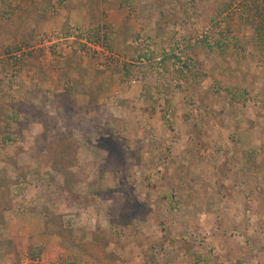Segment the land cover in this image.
<instances>
[{"label":"rangeland","instance_id":"374dc122","mask_svg":"<svg viewBox=\"0 0 264 264\" xmlns=\"http://www.w3.org/2000/svg\"><path fill=\"white\" fill-rule=\"evenodd\" d=\"M100 3L0 0L12 264H264V0Z\"/></svg>","mask_w":264,"mask_h":264},{"label":"trees","instance_id":"16d2710c","mask_svg":"<svg viewBox=\"0 0 264 264\" xmlns=\"http://www.w3.org/2000/svg\"><path fill=\"white\" fill-rule=\"evenodd\" d=\"M100 1L102 0H89L90 6H91V11H90V23L91 24H96V26H100V20L102 19V13L100 12V9H98L100 6ZM219 50H222L220 46H218ZM223 79V78H222ZM221 80V82H224V80ZM77 93V92H76ZM78 94H87L86 92L83 93H78ZM22 111V109H19ZM16 112H20V111ZM5 110L0 107V119L6 120L5 117ZM21 115V114H20ZM65 119V118H64ZM45 127L47 128L48 126H51L54 128L57 126L58 119L56 118H45L44 119ZM69 125V119H65ZM68 128V127H67ZM0 170H5L4 168H1ZM11 191L12 189L7 188V186L3 183V181L0 179V228L4 227L6 224V215L7 213L11 210ZM9 198V199H8ZM48 224V223H47ZM62 227H60L61 232H59V236L66 242L72 243L74 242V236L70 235L69 238L65 236L66 233V228L64 227V224L62 222L61 224ZM63 230V231H62ZM101 236L95 235L93 236V241L92 242H81L77 243L75 246L79 249L91 256L93 259L105 263V264H123L124 260H120L119 257L116 255L109 253L107 251V247L109 243L104 244V240L100 239ZM0 249H1V254L3 257H7L9 260L12 262H15L16 259V247L12 240H1L0 241Z\"/></svg>","mask_w":264,"mask_h":264},{"label":"crops","instance_id":"0c3cea01","mask_svg":"<svg viewBox=\"0 0 264 264\" xmlns=\"http://www.w3.org/2000/svg\"><path fill=\"white\" fill-rule=\"evenodd\" d=\"M44 20V19H43ZM88 20V19H87ZM35 25H38V27H39V29L40 30H42L43 28H46L47 27V25H48V20L47 21H43L42 23H41V20H37L36 21V23H35ZM6 220H7V218H6ZM7 224V223H6ZM63 241V240H62ZM68 243V242H67ZM78 243H81V242H78ZM68 245H70V246H73V245H71L70 243H68ZM15 247H16V245H15ZM1 248V247H0ZM22 249H24V251L26 252V254L28 253V250H27V248H22ZM73 249H74V251L75 252H78L79 254H81V257H82V254L83 255H85L86 257H88V258H90V259H92L93 261H95L96 263H98L99 261H97V260H95V259H93L91 256H89L88 254H86L85 252H83L82 250H79L76 246H74L73 247ZM19 250H18V248L16 247V258L18 257V254L19 253H21L20 251L18 252ZM107 251H109V253H111L112 251H110L109 249H108V247H107ZM112 254H114V255H116L117 257H118V255L117 254H115V252L114 253H112ZM85 256H83L84 258H85ZM0 257H3V255L1 254V249H0ZM6 261H11V260H9L6 256L5 257H3ZM119 258H120V260H124L120 255H119ZM87 259V258H86ZM16 261H17V259H16ZM9 264H12V261H11V263L10 262H8ZM27 263H28V261H27ZM100 263V262H99ZM98 263V264H99ZM100 264H105V263H100ZM123 264H127L126 262H125V260H124V262H123Z\"/></svg>","mask_w":264,"mask_h":264}]
</instances>
